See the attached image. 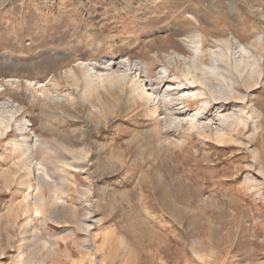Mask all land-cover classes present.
<instances>
[{
	"label": "rangeland",
	"instance_id": "374dc122",
	"mask_svg": "<svg viewBox=\"0 0 264 264\" xmlns=\"http://www.w3.org/2000/svg\"><path fill=\"white\" fill-rule=\"evenodd\" d=\"M0 264H264V0H0Z\"/></svg>",
	"mask_w": 264,
	"mask_h": 264
},
{
	"label": "bare ground",
	"instance_id": "6f19581e",
	"mask_svg": "<svg viewBox=\"0 0 264 264\" xmlns=\"http://www.w3.org/2000/svg\"><path fill=\"white\" fill-rule=\"evenodd\" d=\"M229 38H230V37H229ZM229 38H227V39H229ZM257 39L260 40V37H259V38L257 37ZM197 41H198V40H197ZM218 41H219V40H218ZM226 41H227V40H226ZM260 41H261V40H260ZM200 42H201V41H200ZM256 42H257V41H256ZM227 43H230V42L227 41ZM224 44H225V43H224ZM189 45H190V44H189ZM225 45H226V44H225ZM197 46H198V44H197ZM223 46H224V45H223ZM227 46H229V45L227 44ZM198 47H199V46H198ZM228 49H229V48H227L226 50L229 51ZM224 50H225V49H224ZM220 51H223V49H222V50H219V53H220ZM194 52H195V51H194ZM196 52H197V51H196ZM198 54H200V53H198ZM219 55H221V54H219ZM219 55H218V57H219ZM176 56H179V55H176ZM176 56H175V57H176ZM180 56H181V55H180ZM182 56H183V55H182ZM182 56H181V57H182ZM193 56H194V55H193ZM195 56H196V54H195ZM195 56H194V57H195ZM221 56H222V55H221ZM198 57H199V56H198ZM222 57H223V56H222ZM177 58H178V57H177ZM192 58H193V57H192ZM195 60H196V59H195ZM137 63H138V62H137ZM137 63H136V64H137ZM134 64H135V63H134ZM197 64H198V63H197ZM84 68H85V67H84ZM69 70L72 71L73 74L75 73V71L73 70V68H70ZM161 70H162V69H161ZM163 71H164V70H163ZM119 72H120V71H119ZM160 72H161V71H160ZM75 74H76V73H75ZM158 74H159V73H158ZM163 74H164V72H163ZM122 76H123V78H122L121 81L123 82V81L125 80L124 78H125L126 74L123 72V73H122ZM111 78H112V77H110V79H111ZM113 79L116 80V81L118 80L117 78H113ZM195 80H196V79L193 78L192 81L195 82ZM81 81H82V79H81ZM162 82H163V81H162ZM27 84H28V87H32V85H31L32 82H31V83L28 82ZM33 84H35V83H33ZM84 84H85V87H84L83 89H84V90H85V89H88V87H89L90 84H91V80H90V79H87V78L84 77ZM90 87H91V86H90ZM90 87H89V88H90ZM137 87H139V86H137ZM173 89H174V88H173ZM169 91H170V90H169ZM41 92H42L41 95H43V99H45L46 101H47V100H51V99L53 98V97H52L53 95L51 96L49 91H47V90H45V89H42ZM136 92H137L138 96H140V94L142 95V94L144 93V90H142L141 88H139V90H137ZM153 92H154V91H153ZM51 94H52V93H51ZM186 94H187V93H186ZM147 95H148V94H147ZM151 95H152V94H151ZM192 95H193V94H192ZM215 96H216V95H215ZM159 97H160V96H159ZM168 97H169V96H168ZM146 98H147V99H148V98H151V97H150V94H149ZM163 98H165V97H163ZM163 98H162V99H163ZM221 98H222V97H221ZM159 99H160V98H159ZM166 99H167V98H166ZM168 99H169V98H168ZM162 101H163V100H162ZM159 102H160V101H159ZM163 103H164V101H163ZM206 107H207V106H206ZM170 111H171V110H169V112H170ZM174 112H175V111H174ZM170 113H171V112H170ZM198 113H199V112H198ZM222 116H223V115H222ZM222 116H221V117H222ZM12 118H13V117H12ZM233 120H234V119H233ZM25 122H26V121H25ZM193 125H194V124H193ZM17 126H18L19 130L22 132L23 136L26 135V132H25V131H26V128H27V127H26L22 122L19 123ZM253 127H254V126H253ZM26 137H27V135H26ZM32 140H33V139H32ZM37 141H38V140H37ZM35 143H36V141H35ZM33 150H34V149H33Z\"/></svg>",
	"mask_w": 264,
	"mask_h": 264
}]
</instances>
